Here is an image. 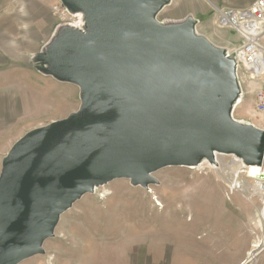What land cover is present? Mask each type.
<instances>
[{"label":"rangeland","instance_id":"rangeland-1","mask_svg":"<svg viewBox=\"0 0 264 264\" xmlns=\"http://www.w3.org/2000/svg\"><path fill=\"white\" fill-rule=\"evenodd\" d=\"M58 7L67 9L60 0H0V182L8 159L87 105V90L73 74L79 57L98 47L82 45L69 30V15L83 17L69 11L60 17ZM160 18L167 33L178 29L166 14ZM190 18L187 42L200 56L219 70L227 71L230 60L239 66L234 82L226 76V90L215 95L216 107L228 106L221 114L239 130L264 135V115L254 112L255 95L247 93L249 75L233 54L240 37L229 49L220 28L218 39L207 32L210 42L197 32L203 19ZM51 50L60 59L47 63ZM242 166L264 170V158L193 147L185 159H170L141 178L94 177L15 264H243L250 256L246 264H264V179L240 175V187L232 189Z\"/></svg>","mask_w":264,"mask_h":264},{"label":"water","instance_id":"water-1","mask_svg":"<svg viewBox=\"0 0 264 264\" xmlns=\"http://www.w3.org/2000/svg\"><path fill=\"white\" fill-rule=\"evenodd\" d=\"M162 2L66 0L69 12L83 9L87 16L84 30H69L82 45L98 47L79 57L73 74L87 90V105L6 161L0 264L35 250L94 177L141 178L170 159H185L193 147L264 158V135L239 130L221 114L229 107L215 105L237 65L230 60L227 71L216 69L187 42L189 31H162L154 20ZM177 34L182 42L173 41ZM59 59V50L45 57L47 63Z\"/></svg>","mask_w":264,"mask_h":264},{"label":"built area","instance_id":"built-area-1","mask_svg":"<svg viewBox=\"0 0 264 264\" xmlns=\"http://www.w3.org/2000/svg\"><path fill=\"white\" fill-rule=\"evenodd\" d=\"M55 13L61 16L70 14L67 9L55 8ZM218 18L220 26H226L233 29L241 39V45L235 49L233 54L237 58L238 63L248 73L250 79L258 78L257 72H253L250 68L257 65L264 67V46L262 39L264 37V0H256L250 7L244 9H215L214 12ZM69 25L73 28L84 30L85 23L79 16L69 15ZM255 111L264 115V87L259 89L255 95ZM256 170L264 172L263 169ZM249 169L244 166L237 172L233 181L232 189L240 187L238 178L240 175L246 174L248 177ZM247 261L243 264H246Z\"/></svg>","mask_w":264,"mask_h":264},{"label":"crops","instance_id":"crops-1","mask_svg":"<svg viewBox=\"0 0 264 264\" xmlns=\"http://www.w3.org/2000/svg\"><path fill=\"white\" fill-rule=\"evenodd\" d=\"M162 1H164V3L162 2L163 4L158 6L156 14L154 16V20L157 26L162 29V31H165L163 26L164 22L160 18L162 14H166V16L168 17L166 20L172 22L173 25L178 27L177 30L171 32L172 34H176L178 31L188 32L190 29H192L193 24L190 20V17H199L200 19H203L197 24L196 27L199 35L205 37L208 41L213 42L207 32L211 31V34L215 35L218 39L217 34L219 33L220 28L226 30L227 35L225 36L224 46L232 49L236 45L235 43L237 42L238 35L228 27H222L215 24L213 18L215 9H244L250 7L256 0H191V2L189 0ZM60 2L65 7H68L66 0H60ZM169 6H174L175 12L172 13L171 8H168ZM73 13H75L76 15H80L83 18L87 17L86 12L83 9H76V11H74ZM262 45L264 46V37L262 39ZM238 68L239 66L237 65L236 70H238ZM248 80L249 81L247 83L249 90L247 93L249 94L253 92L254 95H256V92L264 87V76L263 79H250L248 77ZM254 112L256 111L254 110Z\"/></svg>","mask_w":264,"mask_h":264},{"label":"bare ground","instance_id":"bare-ground-1","mask_svg":"<svg viewBox=\"0 0 264 264\" xmlns=\"http://www.w3.org/2000/svg\"><path fill=\"white\" fill-rule=\"evenodd\" d=\"M250 69L253 72L259 73L258 74L259 77L262 74H264V67L260 68L259 66L255 65V66L251 67ZM248 175H251V177H253L254 179L259 180V181L264 179V172H261V171L255 170V169H250ZM263 213H264V211H263ZM252 258L254 259V257L250 256L249 260ZM249 260H247V263L249 262Z\"/></svg>","mask_w":264,"mask_h":264}]
</instances>
